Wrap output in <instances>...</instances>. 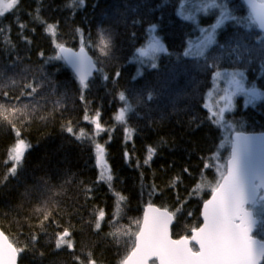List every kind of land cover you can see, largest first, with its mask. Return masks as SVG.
Returning <instances> with one entry per match:
<instances>
[{"label":"trees","instance_id":"1","mask_svg":"<svg viewBox=\"0 0 264 264\" xmlns=\"http://www.w3.org/2000/svg\"><path fill=\"white\" fill-rule=\"evenodd\" d=\"M217 2L237 20L216 30L202 56L185 52L201 29L216 23L219 8L197 12L201 0H19L0 18V93H8L0 104L35 109L23 122L0 118V231L24 249L18 264H121L148 205L175 213L173 238L201 225L200 208L228 160L230 135L264 132V100L252 106L237 98L222 118L206 108L223 72L242 73L248 88L264 93V36L242 0ZM184 4L193 6L195 20L180 15ZM101 34L110 37L106 56ZM153 39L166 49L155 68L138 57ZM57 44L83 47L92 57L98 73L86 89L55 58ZM27 84L36 88L32 96ZM121 93L132 108L123 123L115 119L125 104ZM97 112L105 129L98 134L84 119ZM20 139L26 149L10 175L16 164L10 153ZM97 143L104 168L96 162ZM100 210L105 217L97 230ZM65 229L72 247L57 249ZM254 236L264 240V220Z\"/></svg>","mask_w":264,"mask_h":264},{"label":"snow or ice","instance_id":"2","mask_svg":"<svg viewBox=\"0 0 264 264\" xmlns=\"http://www.w3.org/2000/svg\"><path fill=\"white\" fill-rule=\"evenodd\" d=\"M19 3V0H0V18L7 12L13 11ZM83 3V0H80ZM202 7L196 9L197 12H203L207 15L219 8V14L216 23L210 28L204 30V36L197 46L196 55H203L205 50L215 43L216 30L223 26L226 21H236L237 17L233 16L224 4H219L217 0H201ZM254 18L259 22V26L264 30V3L257 6L252 4ZM183 16V12L180 13ZM185 19H192L191 15L184 16ZM24 27V25H20ZM153 29L155 26H152ZM46 31L50 34L55 32L54 25H47ZM110 47V37L106 38L101 34L99 48L101 55H108ZM59 55L56 59H62L71 65L78 76L82 89L88 87L87 80L94 68L91 59L84 54L83 47L79 53H74L71 49L66 48L63 44H57ZM166 51L158 39L148 45L147 48L138 50L141 58L151 57L155 59L156 54ZM191 51L185 52V55H192ZM157 65L153 62L151 67ZM3 73H0L2 76ZM119 74L117 73V76ZM219 75V74H218ZM242 77V73L232 74V83L236 86L237 91H244L242 81L236 79ZM30 88L31 92L27 93L32 96L36 88L32 84L25 85ZM24 93L22 92L21 95ZM247 94L253 99L257 93L254 90L248 91ZM8 93H0V96L7 97ZM149 98H151L149 96ZM19 99V98H17ZM83 99V96H81ZM121 101L125 104L116 115L118 122H125V114L131 113L132 108L126 100L123 93L120 94ZM35 109L28 104L19 107L13 106L6 108L0 104V118L12 123L10 116H14L21 121L28 120ZM225 109L219 110V116L222 118ZM99 113L85 120H90L95 125V131L98 134L104 131L99 120ZM215 115V114H214ZM44 119L45 117H40ZM67 132L73 133L71 126L67 127ZM19 136V131L16 132ZM85 134L80 133L76 138L81 139ZM26 145L23 139L18 140L10 153V159L16 164L10 170V175L16 174V165H19ZM96 162L101 167H106L104 162V148L100 144H95ZM154 153V149H149V157ZM148 161L146 160L145 163ZM219 179L214 187L211 188V199L203 205V224L191 229V234L172 239L169 235V224L173 220L175 213L167 210L161 211L149 207L145 213L143 223L139 225L138 231L134 233L135 242L131 251L122 260L121 264H264V241L257 240L252 235L253 229L264 220V159L258 160L255 154V145L252 138L237 134L232 144L231 154L222 168L218 166ZM7 177H5V180ZM107 179L110 181L111 176ZM38 211H42L38 209ZM179 211V209H177ZM50 213L44 216L47 220ZM105 213L100 210L95 220V228L101 227ZM43 224V222H42ZM70 233L65 229L55 242V247L59 249L67 243L69 248L72 247L70 241H65L64 237ZM109 235L118 236V232L109 233ZM36 236L31 237V242H35ZM23 248L14 247L7 241V237L0 232V264H16L18 253ZM89 264H96L95 260H90Z\"/></svg>","mask_w":264,"mask_h":264},{"label":"rangeland","instance_id":"3","mask_svg":"<svg viewBox=\"0 0 264 264\" xmlns=\"http://www.w3.org/2000/svg\"><path fill=\"white\" fill-rule=\"evenodd\" d=\"M257 1L264 2V0H257ZM189 6H187V4L182 5V7L180 9V13L183 12V16L182 15L181 16L184 17V16L191 15L193 17L192 19L195 20V18H196L195 14L196 13L191 10V8H193V6H191V4ZM187 20H190V19H187ZM204 30L205 29H201V33H200L199 37L194 39V40H192L191 43L188 46L189 47L188 51H191L193 53L192 55L202 56V55H196L195 53H196L197 46L200 44V42L203 39V36L205 34ZM160 44H161V42H160ZM147 47L148 46H146L145 48H147ZM210 47H208V48H210ZM79 49H81V48H78L77 50H74V51L77 52V51H79ZM83 49L86 50L85 48H83ZM58 50L59 49L56 50V53L59 55ZM160 53H162V52H160ZM160 53L156 54L155 58ZM138 57H139V55H138ZM139 60H142V62L145 61L144 64H151L155 59L153 60L151 57H144V58L139 57ZM61 61H62L63 64H65L62 59H61ZM66 67H67L68 70H70L67 65H66ZM233 73H237V72L228 71V72L220 73L219 75L215 76L216 77V82H215V84L213 86L214 89L208 94V97H207L208 100H207V104H206V108H208L210 110L211 114L214 117L215 116L220 117L219 116V110L221 108L225 109L223 115L226 112L232 111V109H234L235 100L237 98H246V103L248 105H252V106H256L257 104H259L260 102H263V100H264V93L261 92V91L252 89V88H248L244 84L243 76L242 77L237 76L236 79H240L242 81V85H243L244 91H237L236 86L232 83V74ZM251 90H254L257 93V95H256V97L254 99L247 94V92L251 91ZM229 138L231 139V137H229Z\"/></svg>","mask_w":264,"mask_h":264},{"label":"water","instance_id":"4","mask_svg":"<svg viewBox=\"0 0 264 264\" xmlns=\"http://www.w3.org/2000/svg\"><path fill=\"white\" fill-rule=\"evenodd\" d=\"M242 1H243V3L246 4L247 8L249 9V12L252 13V17H253L254 23H256V26H257V29H258L259 33H262V35H263V34H264V30H262V29L260 28V26H259V22L255 20V18H254V14H253V10H252V4L255 3L257 6H259V5H260V2H257V1H255V0H242ZM262 3H263V2H262ZM68 49H69V48H68ZM80 50H81V49H79V51H77V52H75L74 50H72V51H73L74 53H79ZM58 52H59V50H58ZM84 54H85L86 56H88V57L91 59L92 63L94 64V68H93V70L91 71V74H90V76L88 77V80H87V84H88V82L90 81V79H92V78L94 77V75H96V74L98 73V69H97V66H96L95 62L93 61L92 57L88 54V52H87L86 50H84ZM63 61H64V60H63ZM64 63L68 66V68L70 69V71L74 74L75 79H76L77 82L79 83L78 76H77V74H76V72H75V69H74L71 65L67 64L65 61H64ZM237 134H241V135H243V136H247V137L252 138V140H253V142H254V145H255V154H256L257 159H258V160H260V159H264V132H257V134H256V133H247V134H245V133H243V132L233 133V134L230 136V137H231V140H230V147H229V148H230V151H229L228 159H229L230 154H231L232 144H233L234 139H235V136H236ZM211 195H212V194H211ZM211 195H210L209 199H211ZM209 199H208V200H209ZM203 205H204V203H203ZM203 205H202V207H201V209H200V221H202L201 225L203 224V216H202ZM150 206H151V208L159 209V210H161V211H164V210L160 209L159 207L157 208L156 206L148 205V206L145 207L144 210H143V213H142L143 216H142V219H141L140 224L143 223L144 215H145L146 212L149 211V207H150ZM174 223H175V222H174V218H173V220H172L171 223L169 224V235H170V237H171V235H172V233H171V229H172ZM201 225H200V226H201ZM258 225H259V223H258L257 226L253 229V232H252V235H253V236H254V234H255L256 231H257V227H258ZM0 232H2V231H0ZM3 234H4V233H3ZM4 236H5V235H4ZM171 238H172V237H171ZM254 238H256L257 240H260V239H258V238L255 237V236H254ZM7 241H8V240H7ZM260 241H261V240H260ZM8 242H9V241H8ZM9 243H10V242H9ZM150 263H151V262H150ZM16 264H18V255H17Z\"/></svg>","mask_w":264,"mask_h":264},{"label":"bare ground","instance_id":"5","mask_svg":"<svg viewBox=\"0 0 264 264\" xmlns=\"http://www.w3.org/2000/svg\"><path fill=\"white\" fill-rule=\"evenodd\" d=\"M255 1H257V0H255ZM243 2V1H242ZM257 2H259V1H257ZM262 2H260V4H261ZM264 3V2H263ZM245 4V3H244ZM245 6H246V4H245ZM247 7V6H246ZM248 9V8H247ZM248 11H249V9H248ZM252 14V13H251ZM253 22H254V20H253ZM255 25H256V23H255ZM257 27V26H256ZM262 34V33H261ZM263 36H264V34H263ZM69 48V47H68ZM69 49H71V48H69ZM72 50V49H71ZM237 132H239V131H237ZM237 132H235V133H237ZM243 133H245V132H243ZM247 133H254V132H247ZM247 133H245V134H247ZM257 134V133H256ZM205 203V202H204ZM203 205V204H202ZM202 207V206H201ZM201 209V208H200ZM163 210V209H162ZM202 222V221H201ZM175 224V223H174ZM174 226V225H173ZM171 237H172V239H174V240H176V239H180L181 237H183V236H180V238H173V236L171 235ZM8 240V239H7ZM9 241V240H8ZM264 241V240H263ZM10 242V241H9ZM134 242H135V240H134ZM11 243V242H10ZM133 245H134V243H133ZM131 251V250H130ZM19 257V256H18ZM19 262V261H18ZM151 264V263H150Z\"/></svg>","mask_w":264,"mask_h":264}]
</instances>
